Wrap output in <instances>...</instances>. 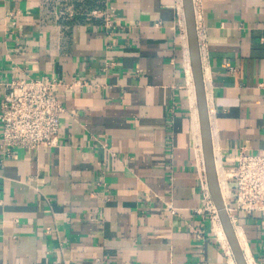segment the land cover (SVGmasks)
Masks as SVG:
<instances>
[{"label":"crops","instance_id":"crops-1","mask_svg":"<svg viewBox=\"0 0 264 264\" xmlns=\"http://www.w3.org/2000/svg\"><path fill=\"white\" fill-rule=\"evenodd\" d=\"M75 1L0 0V102L20 77L87 83L58 92L56 147L5 157L0 126V264H232L198 212L183 0ZM194 4L213 143L232 168L241 151L264 154V0ZM237 228L264 264V213Z\"/></svg>","mask_w":264,"mask_h":264},{"label":"built area","instance_id":"built-area-1","mask_svg":"<svg viewBox=\"0 0 264 264\" xmlns=\"http://www.w3.org/2000/svg\"><path fill=\"white\" fill-rule=\"evenodd\" d=\"M178 10L180 26L187 35L184 5ZM103 14L106 16L107 25L112 27L110 12L107 10ZM197 19L198 37L204 38L205 29L198 25ZM199 43L202 48L201 41ZM85 85L87 83L78 79L67 81L61 78L31 77H20L5 83L4 96L0 102L1 150L4 156L13 157L16 149L36 151L43 147L58 146L62 116L67 112L58 92L72 91ZM198 163L201 164L200 181L205 202L198 212L208 213L214 225L217 219L220 220L219 213L208 192L204 161ZM222 168L228 176L226 208L237 229L239 214L248 218L264 213V154L241 151L232 168L227 167L224 162Z\"/></svg>","mask_w":264,"mask_h":264},{"label":"water","instance_id":"water-1","mask_svg":"<svg viewBox=\"0 0 264 264\" xmlns=\"http://www.w3.org/2000/svg\"><path fill=\"white\" fill-rule=\"evenodd\" d=\"M183 2H184V11H185L186 26L188 32L191 65H192L193 78L196 88V96H197V103L199 110L203 152L205 157V163H206L211 193L219 213L221 224L229 241L236 263L248 264L245 253L238 239L236 229L227 212L226 203L223 200L220 190L217 167H216V159L214 155L210 112H209L207 94L205 89V80H204V72H203L202 59H201L200 43L197 32L194 1L183 0Z\"/></svg>","mask_w":264,"mask_h":264},{"label":"bare ground","instance_id":"bare-ground-1","mask_svg":"<svg viewBox=\"0 0 264 264\" xmlns=\"http://www.w3.org/2000/svg\"><path fill=\"white\" fill-rule=\"evenodd\" d=\"M188 69H189V72H191V70H190L191 68L189 67ZM189 78H191V90H192V93H193L192 97H193V100L195 102V92H194V84H193L192 72L190 73ZM195 112H196V116H197L196 119H198V113H197L196 109H195ZM197 124H198V121H197ZM199 139H200V137H199ZM200 146H201V149H200V160H201V163H202V161H204V169H205L206 177H207V181H208V192H209V195H210L211 199L213 200L212 193H211V188H210V184H209V179H208V174H207V171H206L207 168H206V163H205V157H204V160H203L204 152L202 150V144ZM213 146H214V144H213ZM215 152H216V155H215ZM214 155H215V159H216V167H217V171H218L219 180H220V183H221L220 190H221V194H222L223 200L225 201V199L227 198V194H228V183H227V177L228 176L225 175L226 173L224 172V170L222 168V160H221L222 156L220 154V150L218 149L217 145H215ZM213 202H214V200H213ZM215 207H216V205H215ZM216 209H217V207H216ZM216 222H217V226L216 227L217 228L219 227L218 231H219V236H220L221 241H223V243L225 244L227 249L228 248L230 249V246H229V243H228L229 241H227V237H226V234H225L224 229L222 227V224L219 223V219H217ZM236 232H237V236H238V239L240 241L241 247H242V249H243V251L245 253L247 263L248 264H255L253 256L251 254V251H250V249L248 247L247 241H246V239L244 237L243 230L237 228ZM230 252H231V250H230ZM231 262H232V264H235V262L232 259V257H231Z\"/></svg>","mask_w":264,"mask_h":264},{"label":"trees","instance_id":"trees-1","mask_svg":"<svg viewBox=\"0 0 264 264\" xmlns=\"http://www.w3.org/2000/svg\"><path fill=\"white\" fill-rule=\"evenodd\" d=\"M74 5L79 9L87 8L89 10H92L94 8H104L105 4L104 2L97 1V0H81V1H75Z\"/></svg>","mask_w":264,"mask_h":264},{"label":"rangeland","instance_id":"rangeland-1","mask_svg":"<svg viewBox=\"0 0 264 264\" xmlns=\"http://www.w3.org/2000/svg\"><path fill=\"white\" fill-rule=\"evenodd\" d=\"M191 71H192V67H191ZM192 74H193V71H192ZM199 121H200V118H199ZM214 144V143H213ZM202 150H203V142H202ZM214 150H215V145H214ZM215 155H216V152H215ZM203 160H204V156H203ZM207 171V170H206ZM217 174H218V171H217ZM226 175V174H225ZM218 180H219V176H218ZM226 181V180H225ZM227 184V183H226ZM219 185L221 186V183H220V180H219ZM222 189V188H221ZM227 196H228V194H227ZM219 223H221V220H219ZM214 226H215V228H216V232H217V234H218V237H219V240H220V242L223 244V246H224V248L227 250V252H228V254H229V256L230 257H232V259L234 260V262H235V264H237L236 263V261H235V258H234V255H233V252H232V250H231V247H230V249L228 250L227 249V247L225 246V244L223 243V241H221V239H220V236H219V227L217 228L216 226H217V222L216 223H214ZM223 227V226H222ZM225 232V231H224ZM227 237V236H226ZM227 241H228V239H227ZM229 243V242H228ZM229 246H230V244H229ZM230 250H231V252H230Z\"/></svg>","mask_w":264,"mask_h":264}]
</instances>
